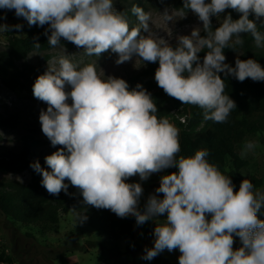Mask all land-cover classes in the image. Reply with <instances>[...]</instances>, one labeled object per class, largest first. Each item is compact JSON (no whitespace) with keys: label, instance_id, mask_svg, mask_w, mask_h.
Instances as JSON below:
<instances>
[{"label":"clouds","instance_id":"1","mask_svg":"<svg viewBox=\"0 0 264 264\" xmlns=\"http://www.w3.org/2000/svg\"><path fill=\"white\" fill-rule=\"evenodd\" d=\"M0 8L15 10L16 17L27 20L29 26L48 24L44 34L51 32V47L64 38L88 56L111 49L118 54L117 65L133 57L137 67L141 61H158V86L182 104L203 109L205 121L226 123L236 108L235 101L224 94L220 73L240 82L264 81V68L256 60H242L238 55L232 67L225 63L224 54L225 49L242 47L245 33L256 48L264 49V32L257 24L264 25V0H183L179 11L166 7L161 13L165 22L191 10L206 33L201 36L196 29L190 36H179L176 48L154 38L151 12L135 5L131 12L139 23L131 30L113 0H0ZM227 9L242 15L234 20L227 14L213 30L212 17L219 18ZM22 28L21 24H0V32ZM205 49L201 62L198 54ZM48 64V71L34 83L33 94L48 105L39 116L43 134L53 147H63L45 158L51 171L39 162L30 166L42 175L41 184L50 195L68 194L67 180L85 204L111 210L120 218L134 216L137 226L166 213V221L154 229V247L145 248L144 260L165 249H178L179 264H264V220L258 215L264 208V190H256L250 179H244L234 191L230 176L207 159V150H197L190 157L179 155L178 129L167 118H158L157 105L142 85L130 91L124 79L102 78L95 64L78 67L64 56ZM257 147V142L246 141L241 159ZM168 168L178 172L161 178L155 191L163 198L151 195L141 210V184L126 181L135 175L147 180ZM234 236L242 243L238 250L233 248Z\"/></svg>","mask_w":264,"mask_h":264},{"label":"rangeland","instance_id":"2","mask_svg":"<svg viewBox=\"0 0 264 264\" xmlns=\"http://www.w3.org/2000/svg\"><path fill=\"white\" fill-rule=\"evenodd\" d=\"M113 4L118 12L126 16L130 30L139 23L137 16L131 12L133 5L143 8L146 12H151L155 22L152 24L154 38L165 39L171 47L178 44L179 36H190L196 29H200L201 36H206L202 22L191 11L187 12L184 17L177 15L173 21L165 22L161 13L166 7L175 9L167 0H113ZM229 13L232 15L231 9L225 10L219 18L212 17L213 30L220 26L224 17ZM27 23V20L21 18L19 24L23 25L22 30L12 29L10 31L16 36H24ZM259 23L258 21L257 24ZM261 32H264V29ZM141 34L147 35L143 31ZM10 37L9 31L0 32V51L8 49L7 43ZM242 52L240 49L237 52L226 53L225 63L234 67L235 59L238 55L240 57ZM46 54H52L49 60L64 56L78 67L95 64L102 78L114 76L125 80L130 75L140 72L147 65L146 62L141 61L140 66L137 67L136 57L117 65L115 61L119 58L118 54L113 53L111 49L99 56H88L83 48L69 49L63 45L44 52H31L26 59L17 62L23 74L15 83V88L8 87L0 76V118L11 119L14 122L12 126L0 127V156L7 159L21 154L26 143L29 144L27 157L31 160L40 156H49L61 148L60 145L53 147L50 140L43 134L39 116L42 109L47 110L48 105L35 98L33 94V86L37 78L48 71L49 60L45 59ZM222 74L224 73H220ZM66 90L71 91V86H66ZM246 141H255L258 147L254 153H249L243 158L248 163L242 170L244 178L249 179L250 176H256L264 179V133L249 132L237 147L239 157ZM20 163L19 161L18 164ZM231 163V161L228 162V168L231 167ZM164 175H169V173L152 174L147 180H141L139 175L128 178L131 183H140L143 188L139 204L141 210L148 198L156 194L155 190L160 186ZM33 176V170L30 168L0 170V182L18 180L27 184L32 181ZM111 218L116 225L131 223L134 234L128 238L118 236L112 239L93 228L79 227L75 222L76 214L73 211L61 213L60 225L56 230L42 233L37 227L14 223L0 212V264H5L1 259L2 252L12 255L15 264H179L181 253L178 249L172 251L165 249L152 260L142 259L145 248L154 247V229L159 223L166 221V213L149 220L142 226H137L134 216L120 218L112 212ZM240 247L242 245L234 236V250Z\"/></svg>","mask_w":264,"mask_h":264},{"label":"trees","instance_id":"3","mask_svg":"<svg viewBox=\"0 0 264 264\" xmlns=\"http://www.w3.org/2000/svg\"><path fill=\"white\" fill-rule=\"evenodd\" d=\"M127 1V0H124ZM179 11L183 7V0H167ZM210 3V0H206ZM191 10H187L190 12ZM233 19H239L241 13L232 10ZM255 19L254 15L249 17ZM21 18L16 17L15 10L0 8V24L16 25ZM264 20V18H262ZM49 25H33L27 23L25 27L26 35L16 36L9 31L11 37L7 50L0 51V76L4 83L15 88V83L19 81L22 70L17 66V62L26 59L33 51L44 52L52 49L48 44V35H45ZM264 25L259 23L258 30L262 31ZM244 44L237 50H242L239 57L242 60L254 59L262 68H264V49H258L254 46V40L250 34H242ZM36 43L40 48H35ZM69 49H82L75 44L61 38L60 44ZM178 44L172 47L176 48ZM236 50V51H237ZM235 52L231 49H225L224 54ZM207 54V49L202 50L198 55L200 59ZM52 54H46L45 59L49 60ZM147 65L140 72L130 75L125 79L129 84V90L136 88L137 84L143 86L153 98L157 105L158 118H164L173 108L183 107V111L189 112L190 117L186 124H179L176 128L179 131V143L181 151L179 155L190 157L194 156L197 150H207L210 163L218 167V170L230 176L235 185L234 191L239 190L240 183L245 179L243 168L248 164L237 154V147L243 142L249 132L264 133V81L254 82L250 78L243 82L234 77L224 74L221 78L225 81V95H229L236 103V108L232 110L226 123H215L203 119V109L194 105H184L179 100L168 96L162 88L158 86L155 80V72L159 67V62H146ZM235 67V63H234ZM186 73H184L185 75ZM14 122L11 119L0 118V127L12 126ZM63 147V146H61ZM29 144L26 143L21 154L7 159L0 156V170L27 169L33 170V179L30 183H22L18 180L0 182V212L11 219L14 223L22 226L37 227L42 233H49L56 230L61 221V213L73 211L76 214L75 222L79 227L93 228L100 234L115 239L118 236L128 238L134 234V228L131 223H121L116 225L111 218V210L97 209L83 202V197L79 190L72 186L69 181L68 194L64 191L58 196L50 195L42 186V175L38 174L30 165L39 162L42 168L48 169L45 158L40 156L35 160L27 157ZM21 162L18 164V162ZM231 161V167L228 168V162ZM51 171V169H48ZM161 172H178L177 168H168ZM158 172V173H161ZM154 173V174H158ZM249 179L254 184L256 190H264V179L250 176ZM127 183H131L129 180ZM158 198H163L162 193H156ZM261 220H264V208L258 214ZM80 217H86L81 222ZM210 219V217H209ZM242 245L240 238L235 237ZM2 262L5 264H15L14 257L8 253H1Z\"/></svg>","mask_w":264,"mask_h":264},{"label":"built area","instance_id":"4","mask_svg":"<svg viewBox=\"0 0 264 264\" xmlns=\"http://www.w3.org/2000/svg\"><path fill=\"white\" fill-rule=\"evenodd\" d=\"M183 107L173 108L170 113H168L164 118H167L170 123L175 127L181 124H186L189 117L191 116L189 112H184Z\"/></svg>","mask_w":264,"mask_h":264}]
</instances>
